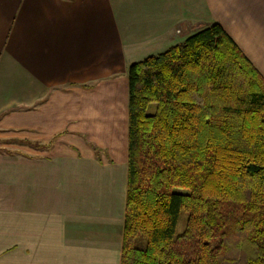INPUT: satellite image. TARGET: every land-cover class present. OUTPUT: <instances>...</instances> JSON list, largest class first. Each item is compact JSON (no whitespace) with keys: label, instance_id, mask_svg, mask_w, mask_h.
I'll use <instances>...</instances> for the list:
<instances>
[{"label":"crops","instance_id":"crops-1","mask_svg":"<svg viewBox=\"0 0 264 264\" xmlns=\"http://www.w3.org/2000/svg\"><path fill=\"white\" fill-rule=\"evenodd\" d=\"M214 22L264 77V0H0V264H120L128 67Z\"/></svg>","mask_w":264,"mask_h":264},{"label":"trees","instance_id":"trees-1","mask_svg":"<svg viewBox=\"0 0 264 264\" xmlns=\"http://www.w3.org/2000/svg\"><path fill=\"white\" fill-rule=\"evenodd\" d=\"M127 76L120 264H264V77L218 22Z\"/></svg>","mask_w":264,"mask_h":264},{"label":"rangeland","instance_id":"rangeland-1","mask_svg":"<svg viewBox=\"0 0 264 264\" xmlns=\"http://www.w3.org/2000/svg\"><path fill=\"white\" fill-rule=\"evenodd\" d=\"M180 192H187V190L185 189H177ZM185 213H182L180 216V219L178 221L177 227H176V234H179L180 232H182L184 225H185Z\"/></svg>","mask_w":264,"mask_h":264}]
</instances>
